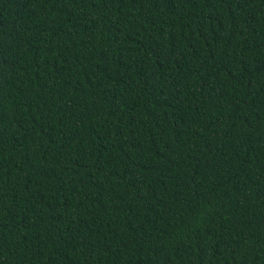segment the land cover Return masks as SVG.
<instances>
[{"label": "trees", "instance_id": "16d2710c", "mask_svg": "<svg viewBox=\"0 0 264 264\" xmlns=\"http://www.w3.org/2000/svg\"><path fill=\"white\" fill-rule=\"evenodd\" d=\"M0 264H264V0H0Z\"/></svg>", "mask_w": 264, "mask_h": 264}]
</instances>
